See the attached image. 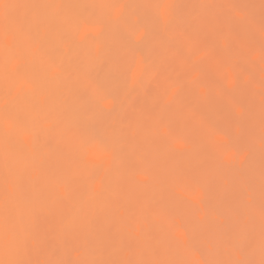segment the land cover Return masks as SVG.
<instances>
[{"label": "bare ground", "instance_id": "bare-ground-1", "mask_svg": "<svg viewBox=\"0 0 264 264\" xmlns=\"http://www.w3.org/2000/svg\"><path fill=\"white\" fill-rule=\"evenodd\" d=\"M164 1L0 0V264H264V0Z\"/></svg>", "mask_w": 264, "mask_h": 264}, {"label": "rangeland", "instance_id": "rangeland-1", "mask_svg": "<svg viewBox=\"0 0 264 264\" xmlns=\"http://www.w3.org/2000/svg\"><path fill=\"white\" fill-rule=\"evenodd\" d=\"M168 1H169V0H166V1H164V2H168ZM161 2H163V1H161ZM177 4H178V3H177ZM161 5H162V3H161ZM128 6H129V5H128ZM175 7H178V6H175ZM129 8H130V7H129ZM178 8H179V7H178ZM174 20H176V19H174ZM174 20H173V21H174ZM175 24H176V23H175ZM145 28H146V27H145ZM145 28H144V29H145ZM141 29H142V28H141ZM144 29L139 30L140 32L138 31V33L136 32V35H137V36L135 35V38L138 37L139 35H142L141 32H143ZM159 29H160V28H159ZM159 29H158V30H159ZM176 29H177V28H176ZM178 29H179V28H178ZM146 30H147V29H146ZM146 30H145V31H146ZM179 30H181V29H179ZM147 31H148V30H147ZM147 31H146V32H147ZM173 31H175V32H173ZM173 31H172V32H173V35H174V34L176 33V31H178V30H173ZM179 32H180V31H179ZM144 33H145V32H143V34H144ZM181 33H182V31L180 32V34H181ZM147 34H148V33H147ZM147 34H146V35H147ZM176 34L178 35V32H177ZM176 34H175V35H176ZM144 35H145V34H144ZM144 35H143V36H144ZM148 35H149V34H148ZM177 35H176V36H177ZM178 36H179V39H181L182 36H181V35H178ZM178 36H177V37H178ZM180 36H181V37H180ZM141 37H142V36H141ZM144 37H145V36H144ZM144 37H142V38H144ZM175 38H176V37H175ZM133 39H134V38H133ZM138 39H141V38L138 37ZM138 39L136 38V41H137ZM144 41H145V40H144ZM140 42H141V41H140ZM142 42H143V41H142ZM133 43H134V45H136L135 43H139V40H138L137 42L134 41ZM259 45H260V44H259ZM137 46H138V45H137ZM135 60H136V59H135ZM147 60H148V59H147ZM148 62H149V61H148ZM148 62L146 61L145 63L148 64ZM134 63H135V65H136V62H134ZM135 65H134V66H135ZM143 65H144V64H142V66H143ZM145 65H146V64H145ZM129 66H130V65H129ZM132 66H133V64H131V67H132ZM136 67H137V65H136L134 68L136 69ZM137 68H138V67H137ZM139 69H140V67H139ZM132 70H133L132 68H130V69L128 68V72H130V71L133 72ZM126 78H130V79H127L126 81H128V82L131 83V74H130V73H129V74H128V73L126 74ZM152 82H153V81H152ZM126 83H127V82H126ZM127 85H128V84H127ZM113 98H115V97H113ZM116 99H117V101L119 100L118 97H116ZM111 100H112V101H116L115 99H114V100L111 99ZM117 101H116V102H117ZM105 110H106V108H104V111L102 110V111H103L102 114L105 113ZM111 111H112V110H111ZM107 112H109V111H107ZM107 112H106V113H107ZM110 113H111V112H109L108 114H110ZM222 135H224V134H222ZM218 136H219V135H218ZM241 150H242V149H241ZM241 150H240V151H241ZM235 151H238V150H235ZM243 151H244V150H243ZM241 152H242V151H241ZM239 154H240V153H239ZM244 155H245V153L243 152L242 155L240 154V157H239V158H242V156H243V158H244ZM239 158H237V159H239ZM249 160H250V159H249ZM249 160H248V161H249ZM240 161H241V159H240ZM248 161H247V162H248ZM236 162H237V161H236ZM247 162H245V163H247ZM245 163H244V164H245ZM239 164H240V162H239ZM248 164H249V163H248ZM237 166H238V164H237Z\"/></svg>", "mask_w": 264, "mask_h": 264}]
</instances>
